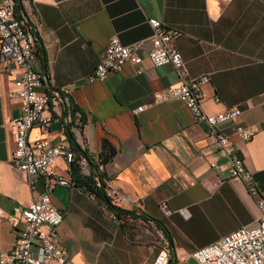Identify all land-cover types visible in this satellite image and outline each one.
<instances>
[{"label": "crops", "instance_id": "obj_1", "mask_svg": "<svg viewBox=\"0 0 264 264\" xmlns=\"http://www.w3.org/2000/svg\"><path fill=\"white\" fill-rule=\"evenodd\" d=\"M14 5L36 38V65L47 79L38 91L50 95L46 131L34 126L28 138L67 143L74 162L85 161L77 163L76 175H90L99 186L100 174L101 189L114 206L77 185L70 164L53 160L54 171L71 182L55 185L49 194L63 217L56 242L74 264H150L161 245L175 263L182 258L180 264H195L189 252L256 224V201L264 198V0H15ZM148 18L178 30L173 45L187 76L206 77L202 109L211 114L237 106L235 123L255 128L249 141H240L234 123L219 125L251 172L257 194L227 178L224 154L178 99L155 100L178 77L172 66H153L146 58ZM111 36L122 44L145 38L141 62H123L104 80L86 82ZM0 72V250H7L21 226L12 208L27 204L47 180L38 177L31 189L12 166L10 121L19 105L6 93L19 70L0 61ZM137 106L142 109L135 112Z\"/></svg>", "mask_w": 264, "mask_h": 264}, {"label": "built area", "instance_id": "obj_2", "mask_svg": "<svg viewBox=\"0 0 264 264\" xmlns=\"http://www.w3.org/2000/svg\"><path fill=\"white\" fill-rule=\"evenodd\" d=\"M147 23L151 33L146 38L149 41V48L145 51L146 58L153 66H172L178 77L177 82L156 94L155 100L178 99L187 108L194 122L205 124L206 137L224 154L229 172L227 178L244 184L251 196L257 194L251 172L244 167L236 154L235 145L227 134L219 130V125L234 123L233 135L240 141H249L255 128L235 123L240 114L237 106L206 113L201 106V86L206 77L187 76L185 62L173 45L174 39L179 35L178 30L164 26L155 18H148ZM144 42L145 38L122 44L115 36H111L105 45L102 59L85 77L86 82L104 80L110 72H117L123 62L139 64L142 60L139 50ZM0 61L19 70V75L6 93L7 97L16 98L19 105V115L10 121L12 166L25 176L31 189L38 177L47 180L44 190L33 196L27 204L12 208V213L19 217L21 226L12 246L7 250H0V264H74L64 248L56 242V228L63 217L53 206L49 193L55 185L71 186L68 178L54 171L53 160L60 158L65 164H70L75 160V154L65 142L50 143L46 137L28 138L29 130L34 126L46 131L52 119L47 109L50 95L38 91L47 79L36 65L32 40L24 29L23 22L14 13V0H0ZM141 109L142 106H137L134 111ZM77 163L84 166L85 161L79 157ZM210 166L213 168L214 164L211 163ZM164 205L161 203V207ZM256 207L254 226H240L218 240L194 249L188 256L195 264H264V198L256 201ZM180 213L183 214L184 210H180ZM169 258L167 246L161 245L150 264H168ZM181 261L182 258L173 264H180Z\"/></svg>", "mask_w": 264, "mask_h": 264}, {"label": "trees", "instance_id": "obj_3", "mask_svg": "<svg viewBox=\"0 0 264 264\" xmlns=\"http://www.w3.org/2000/svg\"><path fill=\"white\" fill-rule=\"evenodd\" d=\"M14 4H15V0H14ZM14 13L16 15V17H18L21 21V17L18 13H16V8H15V5H14ZM23 22V21H22ZM23 26H24V29L27 31H29V29L27 30V28L25 27L24 25V22H23ZM34 47V46H33ZM34 49V52L35 54L37 53V50L35 48ZM104 160V158H100L99 159V162L101 163L102 161ZM70 168H71V172H72V180L77 184V185H82L84 186L88 191L90 192H93L99 196L102 197V199L104 200V202L111 208H113L114 206L110 204L109 202V199L108 197L104 194L103 190L101 189V187L103 186L102 184V181H101V177H100V174L97 173V180L99 182V186H95V184L93 183V179L91 178L90 175L88 176H82V177H79L78 175H76V173L78 172L79 170V167H78V164L76 162H71L70 163ZM92 167L94 168V170L96 169V166L93 164Z\"/></svg>", "mask_w": 264, "mask_h": 264}, {"label": "water", "instance_id": "obj_4", "mask_svg": "<svg viewBox=\"0 0 264 264\" xmlns=\"http://www.w3.org/2000/svg\"><path fill=\"white\" fill-rule=\"evenodd\" d=\"M28 35H29V37L31 38L32 41H33V40H36V38H35V36H34V33H33V30H32V29H29V31H28ZM173 263H174L173 258H172L171 255H170V258H169V262H168V264H173Z\"/></svg>", "mask_w": 264, "mask_h": 264}]
</instances>
